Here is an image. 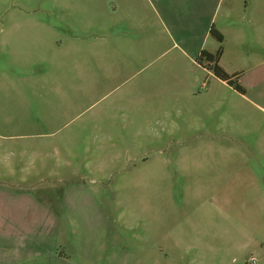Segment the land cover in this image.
Returning a JSON list of instances; mask_svg holds the SVG:
<instances>
[{"label":"rangeland","instance_id":"1","mask_svg":"<svg viewBox=\"0 0 264 264\" xmlns=\"http://www.w3.org/2000/svg\"><path fill=\"white\" fill-rule=\"evenodd\" d=\"M82 1L0 54V189L49 190L89 264H264L261 9ZM206 34L243 93L182 54Z\"/></svg>","mask_w":264,"mask_h":264},{"label":"crops","instance_id":"2","mask_svg":"<svg viewBox=\"0 0 264 264\" xmlns=\"http://www.w3.org/2000/svg\"><path fill=\"white\" fill-rule=\"evenodd\" d=\"M44 1L0 0V54L15 50L21 45L23 38H36L38 25L42 26V16L62 17L68 20L80 11V6L83 4L82 0H46L42 4ZM223 1L225 0L212 1L210 16L207 20L209 27L212 26ZM243 2L247 6L246 11L249 7H253L258 13L256 7L260 8L264 18V0H227L228 8L224 11V25L235 26L238 8ZM32 3L37 4L33 6ZM201 3L207 6L208 2L206 0ZM38 12L41 15H38ZM243 14L249 19L247 13ZM23 24H26L28 31L22 32ZM206 39L207 34L200 46L188 48V52L182 51L196 69L205 70L197 63V59L201 52L206 50ZM217 51V49L207 50L210 54H215ZM2 186L0 189V264L91 263L85 260L87 256L85 245L83 241L75 237L70 222L62 216V210L51 205L53 194L49 190L38 187L36 183L30 181H20L18 185L5 183ZM91 211L87 210L88 213ZM66 212L65 209L64 213ZM83 213L86 214V210ZM99 217H101L100 214ZM105 239L99 242L100 248L105 247L107 243ZM88 255L93 262L101 258L99 255Z\"/></svg>","mask_w":264,"mask_h":264},{"label":"trees","instance_id":"3","mask_svg":"<svg viewBox=\"0 0 264 264\" xmlns=\"http://www.w3.org/2000/svg\"><path fill=\"white\" fill-rule=\"evenodd\" d=\"M210 34L219 42H223L222 35L211 28ZM222 50L221 48L215 53L210 54L207 51H202L199 58L197 59V63L204 69L213 73V75L226 83L228 86L233 88L234 90L243 93L244 91L239 86L237 81H235V76L228 75L219 65V59L221 57Z\"/></svg>","mask_w":264,"mask_h":264}]
</instances>
